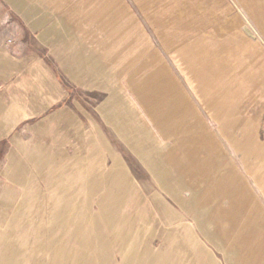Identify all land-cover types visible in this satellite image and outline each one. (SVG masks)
I'll use <instances>...</instances> for the list:
<instances>
[{
  "label": "rangeland",
  "instance_id": "374dc122",
  "mask_svg": "<svg viewBox=\"0 0 264 264\" xmlns=\"http://www.w3.org/2000/svg\"><path fill=\"white\" fill-rule=\"evenodd\" d=\"M104 1L0 0L32 60L2 98L40 99L47 62L75 116L47 161L0 144V264H264V0ZM175 86L184 116L153 120Z\"/></svg>",
  "mask_w": 264,
  "mask_h": 264
},
{
  "label": "crops",
  "instance_id": "0c3cea01",
  "mask_svg": "<svg viewBox=\"0 0 264 264\" xmlns=\"http://www.w3.org/2000/svg\"><path fill=\"white\" fill-rule=\"evenodd\" d=\"M99 5H103V6L106 5L105 1L101 0V3ZM96 9L93 10L92 12L93 13L97 12ZM9 49L10 47L6 42L2 41L0 35V60L2 61L0 63V77L3 78L0 80H5V82L13 79L19 73L20 74L22 73V75L26 76V74H29L30 71H32L31 70L32 60L31 59L26 60V58H23L22 60L21 59L18 60L20 69H16L17 61L14 58L8 56V53L10 52ZM14 50H16V47ZM178 51L180 57H182V55L185 54V51L183 49H178ZM190 58L191 59L188 62L190 63V67H192L193 65L195 66L196 62L194 58L193 57ZM182 59L185 60V56ZM34 60L37 63L43 61L41 58H39V56L36 57ZM80 60L82 61V63H85L86 66L89 64L91 67L95 69L97 68L96 66L97 64L91 62L94 61V59L92 60L91 57L81 58ZM45 63L47 65L45 67L46 71L42 73L43 82H45V93L42 94L40 99L33 101L30 97L32 94H29L26 91H23L22 95H18V96L11 95L3 99L2 98L3 95L0 92V144L9 138L11 139V146H12L11 152L19 151L20 152L19 155H22L21 159L23 162L18 161L19 164H24L31 160L34 161L49 160L45 156V154L52 145H57V144L59 145L62 143L60 140L64 136L63 134L64 125L70 122L71 128L74 129V119H75L74 111L66 107L67 105L65 106L69 98V94L62 86L54 70H53L54 73H52L51 69L53 68H51L50 65L47 64V62ZM130 66L131 64L129 65L127 64V67ZM191 73H193L192 69H191ZM87 75L89 76L90 74L88 73ZM202 79L203 81L204 80L208 81L205 79L204 76ZM208 82L212 83L211 81ZM1 85L2 84H0V88ZM142 91L147 92V90L146 91L142 90ZM174 91L170 90L169 87L166 96H164V98L158 97V99L155 100V102L152 97L153 99L152 104L156 107V109L152 111L153 115L155 114V117L153 116V120H155L157 117L158 118L160 117V115L156 116V114H157V110H161V108L164 110L163 113L164 114L166 113V115L173 114V110H174L175 117L177 114L181 116V118L184 116L185 102L183 101V99L169 97V96L180 95L182 94V91L179 89L178 90L176 89L175 92ZM138 95L148 97L147 93L145 94L139 93ZM141 103L145 105L143 102ZM170 108L171 110L168 111V109ZM193 112L194 111L192 110V113ZM37 119H39L38 122L32 123V121ZM191 125L193 126V124ZM194 127L195 126H193L192 128ZM256 149L257 152H259L260 154L264 153V146L263 147L256 146ZM38 151H40L39 156L37 154ZM11 155L12 153H8L7 156L8 161L11 160ZM114 170L116 176L115 184L120 186V184H123V179L124 180L126 179L127 172L120 162H117L115 164ZM133 246H134L133 244H130V246L127 248V252L124 255L122 264L131 263L129 260ZM105 251L107 255L106 248ZM103 252L104 249L102 250V255ZM156 258L157 259H154L155 260L154 262L160 264L159 261L161 258L159 257V255H156ZM164 258L165 256H163V260L161 264H165L166 259Z\"/></svg>",
  "mask_w": 264,
  "mask_h": 264
},
{
  "label": "bare ground",
  "instance_id": "6f19581e",
  "mask_svg": "<svg viewBox=\"0 0 264 264\" xmlns=\"http://www.w3.org/2000/svg\"><path fill=\"white\" fill-rule=\"evenodd\" d=\"M130 261V260H129Z\"/></svg>",
  "mask_w": 264,
  "mask_h": 264
}]
</instances>
